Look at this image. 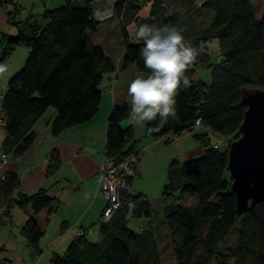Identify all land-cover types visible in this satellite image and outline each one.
Returning a JSON list of instances; mask_svg holds the SVG:
<instances>
[{"label": "trees", "instance_id": "trees-1", "mask_svg": "<svg viewBox=\"0 0 264 264\" xmlns=\"http://www.w3.org/2000/svg\"><path fill=\"white\" fill-rule=\"evenodd\" d=\"M97 0H68L41 16L30 15L19 20L22 8L15 0H0V8L13 6L8 21L17 28L16 35L3 34L0 39V63L10 67V57L23 46L28 56L21 70L9 80L1 97L2 126L7 139L1 151L22 157L35 142L34 128L46 111L56 110L50 124L53 136L91 122L99 112L107 76L116 75L118 63L103 47L95 45L89 34L99 26L94 18ZM263 0H116L113 10L121 26L123 55L139 73L147 75L140 57L142 41L135 39L129 28L135 24H175L184 29L186 39L201 49V54L187 70L191 86L176 96L178 121L169 118L158 133L148 135L146 129L158 121L147 122L146 136L160 139L171 135L191 134L204 145L197 159L171 162L160 207L162 224L170 239L176 264H264V202L237 214L236 196L231 191L228 152L232 142L241 137V125L247 106L242 90H264V7ZM151 5L146 18L140 12ZM165 4H175L181 11L165 15ZM218 60L212 63L211 47ZM211 70L208 85L196 80V69ZM8 71V70H7ZM131 105H115L108 119L105 155L118 161L137 157L136 138L129 119ZM203 127L194 132L196 123ZM210 134L228 137L229 145L220 150ZM221 143V142H220ZM215 145L219 147L214 148ZM53 155L49 172L59 166ZM17 174L0 179V199L8 216L13 206L30 207V216L23 227L34 254L39 256L43 235L35 216L50 209L54 199L46 190L27 195L20 191ZM175 198L178 203H168ZM192 198L195 204L180 202ZM129 203L134 208L129 214ZM157 210L141 196L124 194L122 205L106 225H99L98 242L82 237L73 241L63 255L55 254L50 264H162L158 244L159 227L153 222ZM147 219L148 225L136 230L132 220ZM237 230L235 246L224 247Z\"/></svg>", "mask_w": 264, "mask_h": 264}, {"label": "crops", "instance_id": "crops-1", "mask_svg": "<svg viewBox=\"0 0 264 264\" xmlns=\"http://www.w3.org/2000/svg\"><path fill=\"white\" fill-rule=\"evenodd\" d=\"M67 1L29 0L26 7L28 4L32 6L29 16H41L46 10L58 8ZM110 1L97 0L93 6L95 10L106 9ZM18 2L25 5L21 1ZM10 11L8 7L0 8V39L3 34L16 35L18 32L8 21ZM132 26L135 31V24ZM27 56L28 50L22 53V63ZM121 59L116 75L107 76L103 82L104 87L109 84H113L114 87L112 92L103 94L99 112L91 122L67 129L55 137L51 133L50 124L57 112L50 108L36 124L35 142L26 154L22 157L8 155V162L0 165V179H4L8 173L17 174L22 193L33 195L46 190L54 199L50 209H45L35 216L43 233L38 244L41 251L39 256L34 254L22 233L29 217L33 216L32 209L28 207L27 210H22L18 206H13L9 215L4 216L5 207L0 199V264H50L53 255H63L73 241L82 237L90 240V237L98 236L100 219L106 207L98 175L100 165L106 157L108 119L115 105L131 103L128 93L125 96L115 94L114 88L127 72L133 77L140 76L136 66L129 64L124 55ZM19 65H22L21 62ZM9 77L4 75L0 79V100L7 90ZM146 124L147 121L135 123L130 119L123 123L124 126H132L135 130V151L138 158L136 177L150 158L163 156L164 164L170 166L172 161H180L177 158L184 155L192 144L190 141L192 135L187 133L180 137L168 135L160 139L150 138L146 136ZM6 139L7 135L0 125V151ZM53 155L58 156L60 163L58 168L50 173L48 170ZM134 189L135 180L132 191ZM138 196L142 197V194L138 193ZM148 222L147 219L132 220L130 226L139 230L145 228ZM94 242H98V238Z\"/></svg>", "mask_w": 264, "mask_h": 264}, {"label": "clouds", "instance_id": "clouds-1", "mask_svg": "<svg viewBox=\"0 0 264 264\" xmlns=\"http://www.w3.org/2000/svg\"><path fill=\"white\" fill-rule=\"evenodd\" d=\"M164 7L167 16L181 11L175 4ZM135 39L143 42L140 57L148 73L137 76L128 86L131 97L128 117L135 123L158 121L146 129L152 135L160 132L169 118L178 121L176 96L181 87L191 86L186 70L197 61L201 49L193 46L184 29L175 24H139ZM7 70L8 65L0 63V74ZM128 207L131 214L134 205L129 203Z\"/></svg>", "mask_w": 264, "mask_h": 264}, {"label": "rangeland", "instance_id": "rangeland-1", "mask_svg": "<svg viewBox=\"0 0 264 264\" xmlns=\"http://www.w3.org/2000/svg\"><path fill=\"white\" fill-rule=\"evenodd\" d=\"M16 2L21 1L22 3H25V5L21 4L20 6L22 8L21 14L18 16L19 20H25L29 17L30 11H32V6L28 4V7H26L29 0H15ZM65 4V3H64ZM61 6V5H60ZM262 8L264 7V0L262 2ZM9 10H13V6H8ZM57 8V7H55ZM151 5L147 4L145 7H143L142 11L140 12V18H146L150 12ZM134 28L131 26L129 28V32L133 34ZM121 26L119 21L114 18L110 21H104L99 24L97 29L95 31H90L89 34L91 36V39L95 45H99L101 47H104L108 54H110L114 60L118 63V69L120 68L121 58L124 53V47L121 40ZM212 53V63L217 62L218 56L217 51L215 50V47L212 46L211 48ZM24 51L27 52V49L23 46H19L15 49V51L12 53L10 57V67L8 71H6L4 74H0V79L4 77V75H9V80L14 76L21 68L23 67L25 60L22 63V53ZM21 62V66L19 65ZM20 66V67H19ZM16 72V73H15ZM140 75H143L140 73ZM137 76H132L128 72L122 76L118 83L116 84V87L114 88L115 94H123L124 96L128 93V86L131 83L133 79H135ZM196 80H201L206 84L211 83V70L200 67L196 69L195 77ZM106 80V79H105ZM105 93V92H104ZM131 104V103H130ZM0 112H1V102H0ZM210 138L212 143H216L217 140H221L218 144L220 146L221 151H225V149L229 145V138L210 134ZM191 145L187 148V152L184 155H181L177 159L180 160L181 163L187 162L189 160L197 159L204 153V145L196 140L194 136L192 135L190 137ZM218 146V147H219ZM137 168H138V158H137ZM169 164H164V157H152L149 160H147V163L143 166L142 169L139 171L138 177L135 179V193H141L142 198L147 199L151 201L154 206L156 207V212L154 213L153 222L155 226H158L159 232H158V244L161 252V259L162 264H176L173 256V250L170 244V239L167 234V231L162 224V214L160 211V207L165 203L162 194H163V188L164 185L167 183V173H168ZM136 176H137V169H136ZM134 182V181H133ZM133 185V183H132ZM138 196V195H137ZM134 196V197H137ZM179 201L175 198H172L168 200V203H178ZM180 202L184 204H195V201L192 198H183ZM144 223L146 221L144 220ZM131 227H133L131 225ZM238 237V231L235 230L231 236L229 237L224 250H230L232 249L236 242ZM97 237H90L89 239L91 241H97Z\"/></svg>", "mask_w": 264, "mask_h": 264}, {"label": "water", "instance_id": "water-1", "mask_svg": "<svg viewBox=\"0 0 264 264\" xmlns=\"http://www.w3.org/2000/svg\"><path fill=\"white\" fill-rule=\"evenodd\" d=\"M241 102L247 111L241 137L229 147L227 167L239 216L264 202V90L244 88Z\"/></svg>", "mask_w": 264, "mask_h": 264}, {"label": "built area", "instance_id": "built-area-1", "mask_svg": "<svg viewBox=\"0 0 264 264\" xmlns=\"http://www.w3.org/2000/svg\"><path fill=\"white\" fill-rule=\"evenodd\" d=\"M116 0H111L109 7L106 9H98L94 11V18L97 22L102 23L104 21H110L115 18L113 6ZM113 85L107 88L108 92H112ZM0 125H5V120L0 117ZM202 125L198 122L193 125L192 130L194 132L201 131ZM215 145L214 148H217ZM8 162V155L0 151V165ZM137 169V157L132 156L124 160L118 161L115 158L105 157L100 165V172L98 175V183L100 191L102 192L106 207L100 219V224H108L114 214L122 205V197L124 194L130 196H137L132 191V183L136 178Z\"/></svg>", "mask_w": 264, "mask_h": 264}]
</instances>
